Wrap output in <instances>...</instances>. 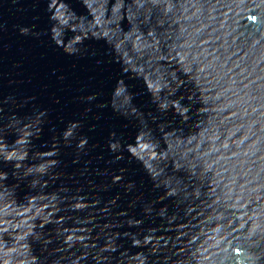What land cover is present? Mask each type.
<instances>
[{
    "label": "water",
    "instance_id": "1",
    "mask_svg": "<svg viewBox=\"0 0 264 264\" xmlns=\"http://www.w3.org/2000/svg\"><path fill=\"white\" fill-rule=\"evenodd\" d=\"M0 264H264V0H0Z\"/></svg>",
    "mask_w": 264,
    "mask_h": 264
}]
</instances>
